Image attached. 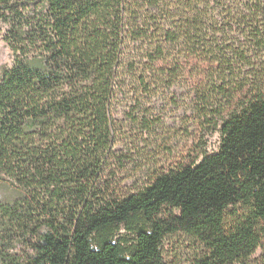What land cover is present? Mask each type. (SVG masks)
<instances>
[{
    "label": "trees",
    "instance_id": "trees-1",
    "mask_svg": "<svg viewBox=\"0 0 264 264\" xmlns=\"http://www.w3.org/2000/svg\"><path fill=\"white\" fill-rule=\"evenodd\" d=\"M0 264H242L264 237V0H0ZM187 87L217 152L125 193L113 114ZM123 230L124 234H119Z\"/></svg>",
    "mask_w": 264,
    "mask_h": 264
},
{
    "label": "rangeland",
    "instance_id": "rangeland-1",
    "mask_svg": "<svg viewBox=\"0 0 264 264\" xmlns=\"http://www.w3.org/2000/svg\"><path fill=\"white\" fill-rule=\"evenodd\" d=\"M11 61V51L0 38V69ZM198 105L187 87L177 85L137 102L120 99L113 114V152L119 162L112 169L120 189L134 193L155 177L218 151L221 127H211L201 118ZM14 191L0 182V199L13 197ZM161 250L167 264H196L206 253L203 244L189 234L167 236ZM242 264H264V237L256 254Z\"/></svg>",
    "mask_w": 264,
    "mask_h": 264
}]
</instances>
